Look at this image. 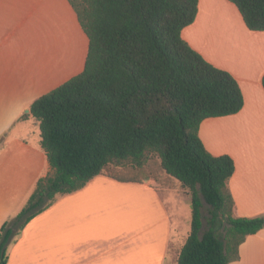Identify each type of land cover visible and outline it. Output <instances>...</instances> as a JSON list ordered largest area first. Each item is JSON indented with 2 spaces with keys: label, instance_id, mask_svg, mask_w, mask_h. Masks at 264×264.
I'll list each match as a JSON object with an SVG mask.
<instances>
[{
  "label": "trees",
  "instance_id": "1",
  "mask_svg": "<svg viewBox=\"0 0 264 264\" xmlns=\"http://www.w3.org/2000/svg\"><path fill=\"white\" fill-rule=\"evenodd\" d=\"M228 1L249 30L264 31V0ZM68 2L88 38L84 67L29 105L49 172L0 227V264L6 263L8 245L56 195L80 189L109 163L130 160L140 167L149 154L191 196L190 230L174 264L237 260L239 245L264 220L233 216L226 182L234 161L211 154L198 134L204 119L235 114L243 106L235 78L181 37L195 19L198 0ZM261 84L264 89V74ZM203 203L206 228L200 233Z\"/></svg>",
  "mask_w": 264,
  "mask_h": 264
},
{
  "label": "crops",
  "instance_id": "2",
  "mask_svg": "<svg viewBox=\"0 0 264 264\" xmlns=\"http://www.w3.org/2000/svg\"><path fill=\"white\" fill-rule=\"evenodd\" d=\"M181 37L239 84L242 108L204 119L198 134L211 154H228L234 161L226 182L233 216L264 217V31L249 30L228 0H198L195 19ZM87 49L88 38L68 0H0V227L49 168L29 105L79 74ZM90 216L89 211L75 215V264H93L90 248L105 241L103 234L89 233L96 223L103 225ZM46 221L41 212L26 224L8 245L5 264H65V234L48 233ZM238 253L229 264H264V227L246 236Z\"/></svg>",
  "mask_w": 264,
  "mask_h": 264
},
{
  "label": "rangeland",
  "instance_id": "3",
  "mask_svg": "<svg viewBox=\"0 0 264 264\" xmlns=\"http://www.w3.org/2000/svg\"><path fill=\"white\" fill-rule=\"evenodd\" d=\"M113 177L135 181L123 183ZM190 199L189 191L165 173L159 158L149 154L140 167L130 160L107 164L80 189L56 195L42 215L47 217L48 233L65 234V264H75V215L82 211H89L95 223H103L89 231L105 236V241L90 248L93 264H174L190 230ZM201 210L200 233L206 228L207 205L203 203Z\"/></svg>",
  "mask_w": 264,
  "mask_h": 264
},
{
  "label": "water",
  "instance_id": "4",
  "mask_svg": "<svg viewBox=\"0 0 264 264\" xmlns=\"http://www.w3.org/2000/svg\"><path fill=\"white\" fill-rule=\"evenodd\" d=\"M27 112V111H26ZM263 220H264V217H263Z\"/></svg>",
  "mask_w": 264,
  "mask_h": 264
}]
</instances>
